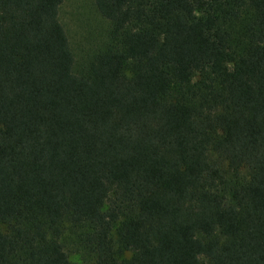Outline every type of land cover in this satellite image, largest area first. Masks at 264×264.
<instances>
[{
	"label": "trees",
	"instance_id": "obj_1",
	"mask_svg": "<svg viewBox=\"0 0 264 264\" xmlns=\"http://www.w3.org/2000/svg\"><path fill=\"white\" fill-rule=\"evenodd\" d=\"M0 0V264H264V0Z\"/></svg>",
	"mask_w": 264,
	"mask_h": 264
},
{
	"label": "rangeland",
	"instance_id": "obj_2",
	"mask_svg": "<svg viewBox=\"0 0 264 264\" xmlns=\"http://www.w3.org/2000/svg\"><path fill=\"white\" fill-rule=\"evenodd\" d=\"M59 20L67 34L70 48L75 57V65L80 66L83 59L105 40L107 23L100 17L94 6V0H64L59 10ZM70 231L65 239L70 260L74 264H83L80 255L73 254L75 246L69 245Z\"/></svg>",
	"mask_w": 264,
	"mask_h": 264
}]
</instances>
